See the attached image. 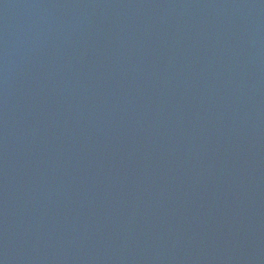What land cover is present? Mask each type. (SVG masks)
<instances>
[{
  "label": "water",
  "instance_id": "water-1",
  "mask_svg": "<svg viewBox=\"0 0 264 264\" xmlns=\"http://www.w3.org/2000/svg\"><path fill=\"white\" fill-rule=\"evenodd\" d=\"M0 264H264V0H0Z\"/></svg>",
  "mask_w": 264,
  "mask_h": 264
}]
</instances>
